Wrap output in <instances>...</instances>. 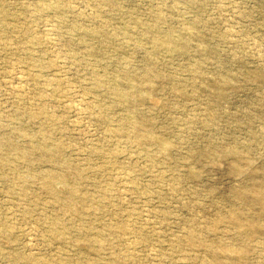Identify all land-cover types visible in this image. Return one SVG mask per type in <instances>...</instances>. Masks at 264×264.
I'll list each match as a JSON object with an SVG mask.
<instances>
[{
    "label": "rangeland",
    "instance_id": "374dc122",
    "mask_svg": "<svg viewBox=\"0 0 264 264\" xmlns=\"http://www.w3.org/2000/svg\"><path fill=\"white\" fill-rule=\"evenodd\" d=\"M0 149V264H264V0H0Z\"/></svg>",
    "mask_w": 264,
    "mask_h": 264
},
{
    "label": "bare ground",
    "instance_id": "6f19581e",
    "mask_svg": "<svg viewBox=\"0 0 264 264\" xmlns=\"http://www.w3.org/2000/svg\"><path fill=\"white\" fill-rule=\"evenodd\" d=\"M45 142L47 143L46 145H45V147L46 148H49V149H51L52 148V145H50V143H51V139L50 138H47V139H45ZM2 153H4L5 155H8V154H6L5 152H3L1 149H0V154H2ZM21 176L19 175V178H20ZM28 178V176H25V175H23L22 177H21V179L22 180H25V179H27ZM45 180H44V184H45ZM47 183V182H46ZM22 192H25V190H26V188L24 187V186H22ZM57 229V228H56ZM38 264H42L41 262H39ZM63 264H65V263H63Z\"/></svg>",
    "mask_w": 264,
    "mask_h": 264
}]
</instances>
